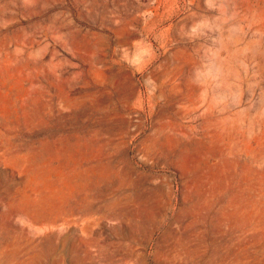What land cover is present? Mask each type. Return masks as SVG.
Listing matches in <instances>:
<instances>
[{"label":"rangeland","instance_id":"374dc122","mask_svg":"<svg viewBox=\"0 0 264 264\" xmlns=\"http://www.w3.org/2000/svg\"><path fill=\"white\" fill-rule=\"evenodd\" d=\"M0 264H264V0H0Z\"/></svg>","mask_w":264,"mask_h":264}]
</instances>
